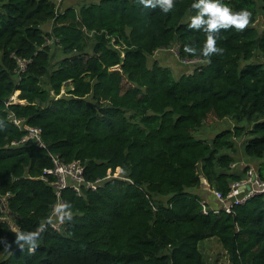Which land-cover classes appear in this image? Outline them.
Here are the masks:
<instances>
[{
    "label": "trees",
    "instance_id": "16d2710c",
    "mask_svg": "<svg viewBox=\"0 0 264 264\" xmlns=\"http://www.w3.org/2000/svg\"><path fill=\"white\" fill-rule=\"evenodd\" d=\"M257 1L225 0L252 15L243 30L221 29L224 51L209 58L200 53L206 34L187 27L192 0H175L168 14L138 0L62 11L54 0H0V264H207L199 242L210 238L229 264H264V194L233 213L203 214L196 193L201 177L225 193L244 176L231 168L234 139L248 136L244 153L264 158V25L255 27L259 13L264 23V0ZM171 44L180 60L202 61L178 77L156 60L148 65ZM9 112L40 127L44 146H11L24 131ZM211 118L229 127L210 142L196 138ZM49 152L79 160L87 179L120 167L130 180L109 177L82 194L65 188L61 200L73 216L54 229L47 219L55 177H40L52 165ZM257 168L264 176V161ZM44 222L36 251L14 243L16 229Z\"/></svg>",
    "mask_w": 264,
    "mask_h": 264
},
{
    "label": "built area",
    "instance_id": "2783aa9c",
    "mask_svg": "<svg viewBox=\"0 0 264 264\" xmlns=\"http://www.w3.org/2000/svg\"><path fill=\"white\" fill-rule=\"evenodd\" d=\"M174 45L173 48L170 46ZM168 47H164L162 49H167L169 51H173V53L177 56L178 45L171 44ZM184 63L191 64L192 66H196V64L200 63L201 59H187L181 60ZM24 63L20 61V67L23 68ZM15 97L12 95L9 98L10 101H15ZM8 120L17 127L18 129L24 131L23 135L19 139L12 140L10 142L11 146H17L19 144L25 143L28 139H32L37 146H44V142L41 138V128L38 126H28L23 123V119L16 117L12 112H9L7 116ZM49 157L51 159L52 165L49 167H45L41 172V179L46 180L47 175L51 174L55 177V181L52 183L54 185V190L56 193V204L61 202V191L65 188L73 189L77 194H82L83 189L95 190L98 188L102 182L109 177H118L122 179L130 180L125 177L120 167L117 172L116 169L114 172L110 173V171L103 177H96L94 179H87L84 175V167L79 162V160H72L69 162L64 161L57 154L49 152ZM245 164V163H244ZM212 196L215 198L217 205L214 207L208 206L204 199H200L201 211L203 214H208L209 212H226L233 213L234 206H237L243 203L245 200L253 197L257 194H264V176H262L258 168L250 163H246L244 167V176L239 179L231 182L229 184L227 192L223 193L220 190L210 189L207 187ZM2 202L4 201L1 198ZM55 204V205H56ZM55 214V206L48 217L47 221L50 226L54 229L59 228L61 221L59 220L58 224L52 222V217Z\"/></svg>",
    "mask_w": 264,
    "mask_h": 264
},
{
    "label": "clouds",
    "instance_id": "9594fccd",
    "mask_svg": "<svg viewBox=\"0 0 264 264\" xmlns=\"http://www.w3.org/2000/svg\"><path fill=\"white\" fill-rule=\"evenodd\" d=\"M144 8L159 10L164 13H170L175 4V0H138ZM187 27L193 30H199L206 34V39L200 49L201 55L211 58L213 54H222L224 49L217 45V38L221 29L227 30L234 28L237 31L245 29L252 15L247 8L234 10L225 0H192ZM186 50L194 52L191 45L186 46ZM55 214L61 222L71 221L72 205L69 201H61L55 205ZM47 228V222L41 223L38 228L31 230H15L14 243L21 249L27 248L29 251H36L40 246V240L43 232Z\"/></svg>",
    "mask_w": 264,
    "mask_h": 264
},
{
    "label": "rangeland",
    "instance_id": "374dc122",
    "mask_svg": "<svg viewBox=\"0 0 264 264\" xmlns=\"http://www.w3.org/2000/svg\"><path fill=\"white\" fill-rule=\"evenodd\" d=\"M54 1L56 4V9L58 11H62L63 8L68 5L74 6V8L77 10L78 7L84 2L86 3H89L91 1L97 2L99 0H54ZM257 4L259 5L258 1H257ZM50 25L51 23L47 22L43 24L41 27L43 28V30L48 31L50 29ZM263 25L264 23L262 20V16L259 13L256 23H255V27L257 28V30H261ZM170 47L173 48L174 45H171ZM154 60H156L160 65L170 68L175 77H178L180 74L185 73L193 68L191 64L182 62L173 53V51H169L167 49L156 50L152 56L148 57V65H151ZM16 95H17V92L14 93L13 95L16 99L15 101H17ZM213 119L212 118L209 119V120H212L211 123H208L207 125L205 124L201 127V129L195 130L194 136L196 138L204 139L210 142L217 132H219L224 127H229L228 123L230 122L213 120ZM247 139H248V136H245V138L242 140L241 139L239 140L238 138L234 139L235 150L231 152L233 156V162L231 163L232 170L243 169L247 162L253 163L256 167H259L261 162L264 161V158L261 159V158H257L254 156H248L247 154L244 153L243 141H246ZM118 169L119 168H117L115 172H117ZM197 191L198 190H196V193L199 194V192ZM5 219L10 222L9 217L6 216ZM51 221L54 222L55 224H58L59 218L56 215H54ZM10 226L13 229H16L15 226H13L11 223H10ZM199 247L201 248L203 252V255L207 261V264H229V261L225 253L221 250L219 242L216 238H210V239H205V240L200 241Z\"/></svg>",
    "mask_w": 264,
    "mask_h": 264
},
{
    "label": "crops",
    "instance_id": "0c3cea01",
    "mask_svg": "<svg viewBox=\"0 0 264 264\" xmlns=\"http://www.w3.org/2000/svg\"><path fill=\"white\" fill-rule=\"evenodd\" d=\"M247 163H249V162H247ZM250 164H253V163H250ZM207 187H209V186H208L207 182L205 181V179H203L201 189L198 190L197 192H199L200 198L204 199L206 201V203L208 204V206L214 207L217 205V202Z\"/></svg>",
    "mask_w": 264,
    "mask_h": 264
},
{
    "label": "water",
    "instance_id": "95a60500",
    "mask_svg": "<svg viewBox=\"0 0 264 264\" xmlns=\"http://www.w3.org/2000/svg\"><path fill=\"white\" fill-rule=\"evenodd\" d=\"M201 181H203L202 177H201ZM0 208L2 211H4L6 209V205L4 204V201L2 202L1 198H0Z\"/></svg>",
    "mask_w": 264,
    "mask_h": 264
}]
</instances>
